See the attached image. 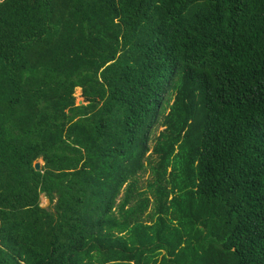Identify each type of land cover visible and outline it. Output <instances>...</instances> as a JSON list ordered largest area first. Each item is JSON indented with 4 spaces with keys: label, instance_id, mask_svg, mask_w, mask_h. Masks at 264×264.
<instances>
[{
    "label": "trees",
    "instance_id": "obj_1",
    "mask_svg": "<svg viewBox=\"0 0 264 264\" xmlns=\"http://www.w3.org/2000/svg\"><path fill=\"white\" fill-rule=\"evenodd\" d=\"M0 264H264V0H2Z\"/></svg>",
    "mask_w": 264,
    "mask_h": 264
},
{
    "label": "rangeland",
    "instance_id": "obj_2",
    "mask_svg": "<svg viewBox=\"0 0 264 264\" xmlns=\"http://www.w3.org/2000/svg\"><path fill=\"white\" fill-rule=\"evenodd\" d=\"M2 0H0L1 2ZM75 104L76 106L79 105H87L82 97V90L81 88H77L75 90ZM164 127L162 126H158L156 128V130L153 131L151 139L153 140L152 143L150 144L151 148L153 145H155V142L157 140V138L159 137L160 133L163 132ZM38 161H42V159H39ZM44 165V162L42 161V166ZM151 180V172L149 169H147L144 173H142L139 177V181L140 184L142 186V189H146L147 184L149 183V181ZM40 204H41V208H45V209H51L53 210V207L56 203L51 204V202L49 201V199L45 196L42 195L41 199H40Z\"/></svg>",
    "mask_w": 264,
    "mask_h": 264
},
{
    "label": "water",
    "instance_id": "obj_3",
    "mask_svg": "<svg viewBox=\"0 0 264 264\" xmlns=\"http://www.w3.org/2000/svg\"><path fill=\"white\" fill-rule=\"evenodd\" d=\"M79 106H82V105H79ZM43 161V160H42ZM42 161H37L35 164H34V168L35 170L39 171L41 170L42 168Z\"/></svg>",
    "mask_w": 264,
    "mask_h": 264
}]
</instances>
